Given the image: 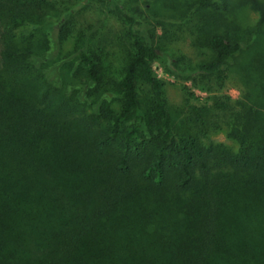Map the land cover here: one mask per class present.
<instances>
[{
	"label": "trees",
	"instance_id": "1",
	"mask_svg": "<svg viewBox=\"0 0 264 264\" xmlns=\"http://www.w3.org/2000/svg\"><path fill=\"white\" fill-rule=\"evenodd\" d=\"M83 1L0 0V264H264V114L214 96L173 117L152 67L173 43L215 92L255 35L243 82L264 95V0H85L87 24ZM167 9L155 37L140 12ZM111 19L116 88L93 49Z\"/></svg>",
	"mask_w": 264,
	"mask_h": 264
},
{
	"label": "rangeland",
	"instance_id": "2",
	"mask_svg": "<svg viewBox=\"0 0 264 264\" xmlns=\"http://www.w3.org/2000/svg\"><path fill=\"white\" fill-rule=\"evenodd\" d=\"M82 5V6H81ZM81 12L78 17L80 22L87 23H96L98 18H102L97 8L95 7H85V0L81 2ZM249 9V8H248ZM244 9L242 12V19L244 20V24H252L253 19L256 18V14L252 12L250 9ZM143 16H145V20L150 22L151 24L156 25L155 29V37L160 36L164 33V31L169 32L171 30V26L169 24L175 23L180 24L178 21V17L174 16L172 18L165 16L172 14V10L167 9L165 12L160 10V12L156 13L153 10H150L148 15H145V11L140 12ZM241 14V13H240ZM184 23V19H183ZM108 28L106 29V36L101 37V39H97L99 43L96 46H100L99 48L93 47L98 57L102 59V61L106 62L104 67V75L107 80H110L111 85H117L118 78L116 77V70L118 69V65L121 64L122 60L120 59V55L117 57L115 50L116 48L111 50L109 48V44L107 42L109 40L108 37H111V33H116L121 26L115 20H109L107 22ZM174 33H176V28L173 27ZM111 32V33H110ZM256 36L243 37L242 41L246 44L245 51L239 55L234 63L229 67V71L224 72L222 74V81L218 84L211 83V87H215L217 89L215 92H208L204 90V88L198 83L193 82L191 79H186L181 73H177L179 69L175 67V65L171 62L173 57L176 56L175 53V44H167L166 53H162L160 58L156 60L152 67L155 73L161 77L165 81V95L168 100V105L171 109V114L174 116H178L187 104L195 103L196 105H203L205 100H208V97L216 96L221 101H225V97H231L232 102L229 103L230 107L236 108V110H241L242 107H249L252 105L256 107H260V111L264 114V95L258 92V88L254 89L250 88L245 82H243L245 77L244 69H246L247 64L252 59L256 53L260 51L259 44H256ZM258 39V38H257ZM120 43L124 44V39H118ZM180 44V47H179ZM177 48L182 51V53L188 57H193L195 60H199L202 58L201 52L204 53V47L196 50L192 47L189 40L185 42H179ZM252 44V45H251ZM174 47V49L172 48ZM1 48V46H0ZM165 66L169 71H172V75L164 74L162 67ZM176 72V73H175ZM111 91H109L110 93ZM193 93L198 97V101L189 99L188 93ZM264 92V91H263ZM112 95V94H110ZM113 97V96H112ZM111 97V98H112ZM212 104V101H209ZM233 104V105H232ZM216 140L230 143L229 140L225 137L224 134L220 133L214 137Z\"/></svg>",
	"mask_w": 264,
	"mask_h": 264
}]
</instances>
